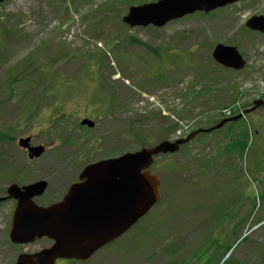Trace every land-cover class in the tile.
Segmentation results:
<instances>
[{
    "label": "rangeland",
    "instance_id": "obj_1",
    "mask_svg": "<svg viewBox=\"0 0 264 264\" xmlns=\"http://www.w3.org/2000/svg\"><path fill=\"white\" fill-rule=\"evenodd\" d=\"M132 1L141 4L154 0ZM128 2L7 0L0 4V132L11 127L13 138L0 141V191L8 183L7 171L37 168L34 161L31 166L27 164L26 151L17 140L38 128L34 142L49 146L38 161L40 176L58 179L52 173L58 170L65 173V179L78 164L73 159L115 151V138L95 149L85 140L74 146L63 144L71 122L64 121L62 133L54 138L48 125L50 109L55 115L71 110L66 107H82L77 110L85 109V115L93 114L90 118L97 122L88 135L101 136L107 129L116 135L122 130V152L133 151L145 141L149 144L171 138L177 129L171 128L176 119L182 123L192 120L193 126L216 120L218 110L240 93L238 88L246 89L242 81L254 84L253 80L261 77L264 84V38L240 31L247 14L264 12V0L184 16L163 27L131 29L119 24ZM66 18L69 22L60 27ZM59 27L61 31L56 33ZM239 36V45L248 55L247 69L234 72L221 68L212 60L213 45L236 41ZM55 69L60 76L54 75L49 86L48 76ZM14 76H23V80L11 83V89L6 82ZM196 91L201 94H194ZM254 93L239 94L240 98L244 95L242 106L255 98ZM111 103V112L104 109ZM158 112L161 116L151 117ZM147 115L151 118H145ZM245 124L257 130L249 140ZM230 128L245 141L229 147L238 151L231 154L230 161L217 159L213 163L208 159V148L200 150L197 146L213 137L202 138L200 134L189 150L158 158L160 163L167 158L174 165L169 171L158 169L163 179L161 202L138 226L123 234L124 259L111 249L107 253L112 263L106 258L100 264H218L225 260L224 253L243 229L254 228L255 222L247 218L254 190L260 202L257 212L264 215V105L211 134ZM217 137L225 142L223 135ZM214 146L210 153L215 152ZM60 153L70 155L63 157L70 160L60 161ZM223 154H228L224 146L218 158ZM118 241L98 250L87 262L64 259L57 264H96L98 255ZM229 253L224 264H264V224L234 244Z\"/></svg>",
    "mask_w": 264,
    "mask_h": 264
},
{
    "label": "water",
    "instance_id": "obj_2",
    "mask_svg": "<svg viewBox=\"0 0 264 264\" xmlns=\"http://www.w3.org/2000/svg\"><path fill=\"white\" fill-rule=\"evenodd\" d=\"M222 3L224 2H215L214 0H158L155 3L130 8L129 15L124 18V21L129 25H145L147 23L161 25L170 18L179 17L195 9L209 10ZM253 25V27L264 31V16L253 19ZM216 55L221 62H224L235 54L232 49L219 48ZM260 103H264V101L255 102L256 105ZM82 123H86L88 126L93 125L92 121L86 119ZM27 142L28 138L19 140V144L23 147L28 146ZM181 142L183 140H178L174 143L164 141L152 148H142L135 153H125L118 158L101 163L103 175H108L109 177L117 176L118 172L121 171V185L124 189L125 202L123 220L121 219L120 223L115 220L111 225L105 223L109 230L101 234L105 238L99 239V241H87L70 228L68 213H61L58 209L62 208V210L67 211L68 206L65 205V202L59 205L47 207H37L35 205V207L31 203L19 199L15 217L19 216L28 228L31 226L37 228L38 224L40 226V236L46 234L54 238L55 244L50 249L38 254L35 261L29 257H22L17 264H53L54 259L57 257L86 259L95 248L112 240L128 229L159 198L157 177L149 174L147 170L141 172L142 168L148 166L153 155L159 152L174 151L177 149V144ZM34 149L35 155H39L43 151L41 146ZM44 187L45 181L42 180L26 188L30 191L39 189L41 193ZM13 188H15V185ZM74 188V185L69 188L64 201L69 199L70 193ZM22 233L23 235L30 234L26 230H22Z\"/></svg>",
    "mask_w": 264,
    "mask_h": 264
},
{
    "label": "flooded vegetation",
    "instance_id": "obj_3",
    "mask_svg": "<svg viewBox=\"0 0 264 264\" xmlns=\"http://www.w3.org/2000/svg\"><path fill=\"white\" fill-rule=\"evenodd\" d=\"M30 137L31 140H33L34 134H31ZM58 156H60V161L65 160L63 157H66V155ZM33 161L37 168H31L28 170L25 169L23 176L17 177L15 180L11 179L9 183H14L15 181L20 185V187H22L24 184L39 180L40 163L38 161L36 162L34 159H29L27 164L31 166ZM58 172V170L53 171V173H56L58 179H53L50 176L44 177L48 182V187L42 195H40V193H36L30 198L35 204L40 206V204L48 205L60 201L67 191L69 184L80 180L79 169H75L71 176L65 179H63L64 175L57 174ZM56 183L61 184V186L56 185ZM6 189L4 192L0 191V196L4 197L2 200H0V264H14L19 254L24 253L33 255L39 252L43 247L52 244V240L48 237H37L33 241L27 243H17L12 241L10 238V233L15 228L13 215L16 209L17 197L14 194L9 195ZM102 196L103 195L101 191L99 189H95L94 192H91L89 197L98 199L102 198ZM104 197L108 199L109 193L104 194Z\"/></svg>",
    "mask_w": 264,
    "mask_h": 264
},
{
    "label": "trees",
    "instance_id": "obj_4",
    "mask_svg": "<svg viewBox=\"0 0 264 264\" xmlns=\"http://www.w3.org/2000/svg\"><path fill=\"white\" fill-rule=\"evenodd\" d=\"M17 80H18V77H16V76H14V77H10V78L7 80L6 83H8V85H9L8 87L12 89V87H11V83H15V82H17ZM49 81H50V77H49ZM4 88H6V86H4L3 89H4ZM6 139H8L7 131H2V132H0V141H2V140H6Z\"/></svg>",
    "mask_w": 264,
    "mask_h": 264
}]
</instances>
